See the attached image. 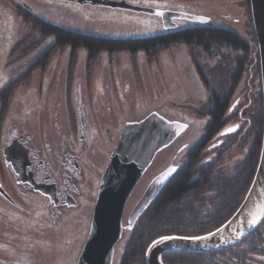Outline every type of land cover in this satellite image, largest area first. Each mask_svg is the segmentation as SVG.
I'll list each match as a JSON object with an SVG mask.
<instances>
[{
    "label": "flooded vegetation",
    "instance_id": "af4514ba",
    "mask_svg": "<svg viewBox=\"0 0 264 264\" xmlns=\"http://www.w3.org/2000/svg\"><path fill=\"white\" fill-rule=\"evenodd\" d=\"M6 1L10 5H7ZM4 2L0 1V6L6 15L3 14L4 24L5 17L11 22V26H5L8 36L10 28L17 24L15 13L19 11L46 25L94 40L131 41L147 38L166 40L170 36L193 29L215 28L235 31L226 23V20L230 22V11L222 8L223 0H4ZM111 3L119 4L120 7H112L109 5ZM225 3L228 5L229 2ZM127 5L130 8H150L155 11V14L136 12L125 8ZM190 15L207 19V21L204 23L191 21L186 17ZM136 28L147 30L150 35L135 37V34L130 31ZM15 39L16 37L9 48V54L17 44ZM252 45L253 43L250 42L251 48H253ZM51 46L49 45L45 52ZM253 62L255 66L254 58ZM10 71V67L1 64L0 76L6 79L4 87L19 77L16 78L14 75L13 78L9 77ZM44 85L47 88V83ZM37 94L34 92L35 99ZM40 102L44 105L45 98ZM231 106L228 109L230 116L227 115L224 118V125L205 143L204 147H195L203 136V131L201 134H192L189 123L185 122L188 125L186 130L169 145H173L177 140L178 146L181 142H185L174 148L179 156L175 155L176 152L172 159L173 154L169 156L168 164L163 163L165 166L160 167L144 187L142 186L141 194L134 201L132 209L156 176L170 167H174L175 171L136 220L131 230L126 226L132 209L125 223L122 219L124 228L121 239L118 241L119 250L121 245L125 247L128 236L140 223L145 211L157 201L168 183L176 182L173 177L184 167L190 176L186 184L191 187L186 192L182 204L177 203L176 206V208L178 206L182 208L180 214L183 215V221L176 223L175 227L168 228L174 231L170 234H205L219 227L221 221L235 212L241 200L238 167L250 153L251 143L239 149L241 142L239 133L247 124L246 120L249 121V117L240 113V109L245 110L246 106L241 107L238 101ZM13 114L19 119V126H16V118L9 115L8 110L4 113L0 110V120H2L0 126V264H77L93 213L92 209L88 216L85 214L89 205V200L85 196L94 192L96 199L98 184L107 166L97 177L95 171L103 164V160L99 159L102 162L100 161L101 163L96 166L92 158L98 155L99 150L101 151L99 146L105 141V139L101 140L103 134L96 127V121L92 122L90 112L87 119L84 118L83 113H79L75 123L68 122L67 134L61 136L63 141L58 145L57 151L52 152V147L48 145L47 138L43 135V131H50L45 122L40 126L37 124L34 129L28 117V111L24 116L21 115L22 111L19 116L15 110ZM8 115L11 117L7 119ZM233 121L239 124L222 131ZM49 124L52 126V121ZM27 125L29 130L33 129V131L27 130ZM59 125L60 123L53 126L55 130L57 128L61 130ZM50 129L54 131L52 127ZM166 148L160 150V154H163ZM156 155L147 169L151 167ZM107 161L109 162V158ZM72 220L76 221V224H73ZM262 223L263 225L261 224V228L254 236L246 238L240 244L225 251L210 253L213 254V264H232V262L264 264V221ZM72 224L79 230L78 238L73 236ZM53 250L54 253H52ZM123 250L124 248L121 250V256ZM231 254L245 255L246 260L229 261L228 257ZM115 255L116 248H114L113 259ZM66 260L72 261L66 263Z\"/></svg>",
    "mask_w": 264,
    "mask_h": 264
},
{
    "label": "rangeland",
    "instance_id": "374dc122",
    "mask_svg": "<svg viewBox=\"0 0 264 264\" xmlns=\"http://www.w3.org/2000/svg\"><path fill=\"white\" fill-rule=\"evenodd\" d=\"M0 1L5 3L4 0ZM223 1L222 8L225 11H230V22L226 20V23L231 25L241 37L252 42L249 38L252 29L250 19L246 13L245 0ZM225 2H229L228 5ZM7 5L10 4L7 2ZM15 14L17 21V38L15 42L18 45L16 44V51H13V53L11 51L9 54V50L5 52V49L11 41V36L8 37L5 28L4 31L1 29L4 24H2L3 11H0V66L4 64L10 67L9 77L11 78L14 76L17 78V76L28 70L30 64L40 57L54 41L52 36L41 38L40 33L32 31L31 24L25 21L27 18H25L22 11ZM145 17L153 18L152 16ZM130 32L135 34V37L150 35L147 30L139 28ZM252 47H254V44ZM251 51L253 52V50ZM194 61L205 74L211 89L217 93L225 94L235 64V52L231 48H215L208 56L200 49L188 48L181 44L159 51L155 58H148L143 53H138L132 57L125 53L112 57L107 54H100L94 58L90 67L86 62L85 54L81 51L73 70L70 85L67 84L70 63L68 48H57L54 50V54L45 70L41 71V69L35 68L29 73L25 81L21 80L15 89L11 91L12 97L7 110L9 115L16 118V126H19V119L13 114V110L18 113V116L21 111L22 116L28 111V117H30L34 129L37 124L40 126L45 122L47 129L50 131H43V135L47 138L48 145L52 147V152H56L58 145L63 141L61 136L67 134L68 122L70 121L73 124L74 121L75 123L79 113H83L84 118L87 119L90 112L92 122L96 121V127L103 134L101 140L105 139L104 143L99 146L101 151L99 150L98 155L92 158L96 166L103 160V164L95 171L98 177L107 165V159L118 141L123 126L127 122L139 121L149 113L157 112L169 121L188 122L192 134L204 132V128L208 123L205 114H207L210 91L204 87L202 80L199 78ZM252 63H254L253 56L251 63L245 65L240 82L229 104V109L235 101H238L242 107L246 106L248 112L246 117L249 114L251 115L257 104L255 100L258 98V93H261L260 78L256 74V64L252 66ZM5 82L6 79L0 76V90L5 86ZM44 83H47V88ZM32 91L38 93L37 99H35ZM43 98H45V103L41 105L42 102L40 101ZM227 115L230 116L228 112ZM8 116L7 119L11 117ZM50 121L53 123L52 126L51 123L49 124ZM59 123L61 126L58 127H61V130L57 127V130H55L53 126H57ZM235 124L239 123L233 121L222 131L234 127ZM51 127L54 131L50 129ZM26 129L29 130V125L26 126ZM29 131H33V129ZM183 136L184 134L181 138ZM177 141L171 146H169L171 143L166 146L168 148L165 147L163 154L159 152L156 155L151 167L147 169L139 183H137L126 203L123 216L124 223L144 185L160 167L165 166L163 163L168 162L169 156L173 154L172 159L175 152V155H178V151H174L179 143ZM184 143L181 142L179 146ZM241 148L242 146H239L240 150ZM101 158L102 160H99ZM90 194L85 196L89 200L88 210L85 212L87 216L93 209V200L95 199V193ZM72 223L76 224V221L72 220ZM73 224V236L78 238L79 230ZM122 243L124 242L122 241ZM117 246L118 243L114 247L116 248V255L112 264L121 263L119 258L124 247L121 245L119 250L120 246ZM54 250L52 253H54ZM71 261L66 260V263Z\"/></svg>",
    "mask_w": 264,
    "mask_h": 264
},
{
    "label": "water",
    "instance_id": "95a60500",
    "mask_svg": "<svg viewBox=\"0 0 264 264\" xmlns=\"http://www.w3.org/2000/svg\"><path fill=\"white\" fill-rule=\"evenodd\" d=\"M112 7H120L111 3ZM125 8H130L127 5ZM155 14L150 8H130ZM255 36L262 99V136L255 172L235 212L218 228L198 236H162L145 250V264H163L165 253H217L230 249L253 234L264 221V0H249ZM191 21L207 19L193 15ZM187 128L186 123L169 121L151 112L139 121L127 122L119 135L109 162L101 175L91 223L77 264H112L114 246L121 238L124 208L136 183L157 152L168 146ZM175 171L167 168L156 176L128 216V229L154 199ZM167 239H162V238Z\"/></svg>",
    "mask_w": 264,
    "mask_h": 264
},
{
    "label": "trees",
    "instance_id": "16d2710c",
    "mask_svg": "<svg viewBox=\"0 0 264 264\" xmlns=\"http://www.w3.org/2000/svg\"><path fill=\"white\" fill-rule=\"evenodd\" d=\"M245 6L246 13L250 19L249 0H245ZM24 16L27 18L25 21L31 24L32 31L40 33L41 38L52 36L54 43L44 54L35 60L28 70L14 80L13 83L8 84L7 87H4L0 91V110H2L3 113L9 108L12 97L11 91L15 89L21 80L25 81L26 77L29 76V73L35 68H39L41 71L45 70L52 55L54 54V50L57 48H68V59L70 61L68 67V85L71 84L73 70L77 62L79 52L81 51L85 52L86 62L90 67L94 58L100 54H107L112 57L120 53H125L132 57L138 53H143L148 58H155L159 51L181 44L188 48H198L208 56L215 48H231L232 51L235 52V64L229 78V87L227 88L225 94L217 93L211 89L205 74H203L201 68L194 61L195 70H197L196 72L198 73L199 78L202 80L204 87L208 88L210 91L209 101L207 103V114H205V116H208V123L204 128L203 136L195 145V147H204L205 143L208 142V140L212 138L224 125V118L228 112L231 97L240 82L245 65L251 63L252 56L256 64V74L257 76L259 75L257 46L251 19L250 27L252 31L249 38H251L252 42H254L253 48L250 47V40L247 41L241 37L239 33L228 29H193L175 36H170L166 40L147 38L131 41H107L94 40L93 38H86L77 34L68 33L52 25L41 23V21L26 14ZM17 45H15L13 51H16L15 48ZM251 50H253V52ZM255 103H257L255 107L256 109L254 108L251 115L249 114V121L246 120L247 124L239 133V139L241 140L239 144L240 146L243 147L245 144L251 143L250 153L238 167V170L240 171V176H238L241 183L240 202L242 201V198L252 180L261 146L263 116L260 92L258 93V98L255 100ZM253 112L255 113L252 114ZM240 113L247 116L248 112L246 107L245 110L241 108ZM1 122L2 120H0V126ZM189 178L190 176L187 174L186 168L184 167L180 173L173 177L176 182L168 183L166 189L158 196L157 201L153 202L149 206L142 216L140 223L131 232L130 236H128L129 238H127V242L120 259V264H145V250L151 242L162 236L177 235L170 234L174 233V231L168 228L175 227L176 223H181L183 221V215L180 214L182 208L179 206L176 208V206L177 203H180V205L182 204L183 198L186 196V192L191 187L186 184V180ZM227 219L221 221L220 224L222 225ZM262 225H260L249 237L254 236ZM212 256L213 254L165 253L162 255L161 260L163 264H213L214 259ZM228 260L244 261L246 259L245 255L231 254L228 257ZM232 264L235 263L232 262Z\"/></svg>",
    "mask_w": 264,
    "mask_h": 264
},
{
    "label": "crops",
    "instance_id": "0c3cea01",
    "mask_svg": "<svg viewBox=\"0 0 264 264\" xmlns=\"http://www.w3.org/2000/svg\"><path fill=\"white\" fill-rule=\"evenodd\" d=\"M0 11H3V8L0 6ZM3 14H4V11H3ZM5 15V14H4ZM4 15H3V19H2V24H4ZM6 16V15H5ZM6 18V23L4 24V26L3 27H1V29L2 28H5V26H7L8 27V25L9 26H11V22H10V19L9 18H7V17H5ZM0 19H1V16H0ZM9 36H11V41L9 42V44L7 45V47H6V51L7 50H9V48H10V46L14 43V38L16 37L17 38V28H16V26H12V28H10V30H9ZM8 36V37H9Z\"/></svg>",
    "mask_w": 264,
    "mask_h": 264
},
{
    "label": "snow or ice",
    "instance_id": "6c2138e0",
    "mask_svg": "<svg viewBox=\"0 0 264 264\" xmlns=\"http://www.w3.org/2000/svg\"><path fill=\"white\" fill-rule=\"evenodd\" d=\"M162 239H167V238L165 237V238H162Z\"/></svg>",
    "mask_w": 264,
    "mask_h": 264
}]
</instances>
